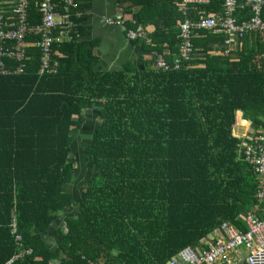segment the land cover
I'll list each match as a JSON object with an SVG mask.
<instances>
[{"label":"trees","instance_id":"obj_1","mask_svg":"<svg viewBox=\"0 0 264 264\" xmlns=\"http://www.w3.org/2000/svg\"><path fill=\"white\" fill-rule=\"evenodd\" d=\"M8 1L14 0H0ZM38 1L29 2V25L40 22ZM129 1L136 9H125L132 17H122L126 29L143 26L151 40L143 43V67L102 69L82 39L56 42L57 71L40 75L32 35L22 72L6 60L10 72L0 74V264L18 254L20 243L32 251L12 264H167L183 248L200 249L223 222L244 230L246 214L260 215L257 178L234 128L241 112L255 134L264 132V33L247 34L226 52V35L198 30L192 59L165 70L155 61L163 54L172 63L179 24L221 14L225 0L189 5L185 12L182 0ZM80 10L77 24L86 18V5ZM250 16L240 0L236 17ZM91 107L98 108L96 124L86 118ZM82 130L91 132L85 149L91 177L73 193L66 186L78 180L73 144ZM61 213L67 226L53 248L45 233Z\"/></svg>","mask_w":264,"mask_h":264},{"label":"built area","instance_id":"obj_2","mask_svg":"<svg viewBox=\"0 0 264 264\" xmlns=\"http://www.w3.org/2000/svg\"><path fill=\"white\" fill-rule=\"evenodd\" d=\"M31 0H14L6 5L0 2V74L10 72L6 60L12 59L16 65L14 71L22 72L26 58L27 36L37 37L36 46L39 48V69L41 75L55 73L58 60H53V45L80 41L84 35L78 29L77 21L83 17L80 10L82 1L79 0H39L37 2L40 13V22L29 25L27 23V9ZM208 0H182L180 9L185 12L189 5L205 3ZM250 7V18L240 21L236 17L240 0H225L224 10L219 15L206 16L198 21L189 18L179 24L178 51L173 56L172 63L167 61L163 54H158L155 67L177 69L183 63L192 59L194 52L193 39L198 30L212 31L226 35L224 45L229 48L237 39H242L250 33H264V0H245ZM8 6V7H6ZM75 18L77 20H75ZM80 20V19H79ZM105 25L119 28L125 27L123 18L107 17ZM129 42L144 39L149 42L147 31L143 26L126 31ZM243 158L250 166L257 178L258 189L255 199L260 205L256 213L244 216L246 229H239L231 222H223L219 229L213 233L214 238L206 242L203 249L191 246L183 248L176 256L170 258L167 264H264V132L247 133L243 142ZM256 211V212H257ZM17 223L13 222V232ZM218 234V235H217ZM21 235L17 234L20 241ZM30 248H24L20 243V251L6 264H12L16 258L31 253ZM243 251L247 253L244 254Z\"/></svg>","mask_w":264,"mask_h":264},{"label":"crops","instance_id":"obj_3","mask_svg":"<svg viewBox=\"0 0 264 264\" xmlns=\"http://www.w3.org/2000/svg\"><path fill=\"white\" fill-rule=\"evenodd\" d=\"M82 3L83 5H86V18H84V21L78 23V26L79 28L83 27V29L80 28L84 35L83 39L88 42V46H91L94 54L99 57L100 67L102 69L122 68L130 63L138 67H143L145 60V54L143 53V43L148 41L141 39L137 43L129 42L125 35L127 31L126 27L119 28L105 25V20L107 17H124V19L130 20L132 17L130 15L124 16V11L125 9H136L134 6H132V3L129 0H83ZM7 4H11V1H8ZM152 26L153 25L150 24L148 27ZM149 42H151L150 39ZM231 47H235L236 49L237 46L233 44ZM97 109V107H91L85 111L87 121L92 120L95 124L98 123L99 118L97 117ZM249 123L251 122L249 120H245L242 117L241 112H237V124L234 128V134L238 138L242 139V143L244 142V137L247 133L250 135L254 133V130L247 126ZM86 146L87 144L82 146V148L79 147L75 153V158L77 160L75 174L79 171L78 167L82 165L84 167L90 168V156L85 150ZM77 181H79V178ZM66 226L67 222L65 219V214L61 213L53 226H50L45 233V240L50 247H58V237L61 235L63 230L65 231ZM213 238V234L209 235L204 240V245H206L207 241L210 242ZM204 247L205 246H202L201 249ZM243 253L246 254L247 252L243 251ZM49 264H60V262L59 260H51Z\"/></svg>","mask_w":264,"mask_h":264},{"label":"rangeland","instance_id":"obj_4","mask_svg":"<svg viewBox=\"0 0 264 264\" xmlns=\"http://www.w3.org/2000/svg\"><path fill=\"white\" fill-rule=\"evenodd\" d=\"M90 135H91L90 131H83L82 133H80L79 137L78 135H76L73 147L78 149L79 147L82 148V146H84L85 144H88L90 142V140H88ZM78 168H79V171L77 172L78 174L77 173L76 174L79 178V181H75L67 185L66 191L77 193L79 192L78 189L80 187V184H84L85 186L86 183L89 181V178L91 177V170H90L91 168L84 167L83 165Z\"/></svg>","mask_w":264,"mask_h":264}]
</instances>
